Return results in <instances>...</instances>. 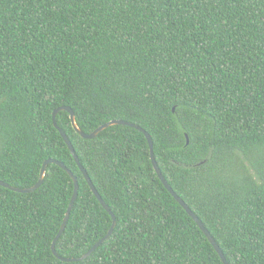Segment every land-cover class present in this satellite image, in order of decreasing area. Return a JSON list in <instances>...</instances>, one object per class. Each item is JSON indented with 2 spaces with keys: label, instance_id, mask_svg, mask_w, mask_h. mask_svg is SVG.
Segmentation results:
<instances>
[{
  "label": "trees",
  "instance_id": "obj_1",
  "mask_svg": "<svg viewBox=\"0 0 264 264\" xmlns=\"http://www.w3.org/2000/svg\"><path fill=\"white\" fill-rule=\"evenodd\" d=\"M63 106L86 134L145 129L229 264H264V0H0V181L64 163L79 194L56 250L79 258L113 218L54 126ZM57 124L114 232L86 260L53 254L75 184L49 164L32 193L0 186V264H224L142 132Z\"/></svg>",
  "mask_w": 264,
  "mask_h": 264
},
{
  "label": "water",
  "instance_id": "obj_2",
  "mask_svg": "<svg viewBox=\"0 0 264 264\" xmlns=\"http://www.w3.org/2000/svg\"><path fill=\"white\" fill-rule=\"evenodd\" d=\"M61 111H66V112H68L70 114L71 121H72V124H73L75 130L78 132V134H80L85 139H95V138L98 137V135L101 132H103L104 130H106V129L112 127V126H116V125L129 126V127L135 128V129L139 130L140 132H142L147 137V139H148V142H149V145H150V150H151V155H152V162H153L154 168H155V170H156V172H157V174L159 176V179L164 184L165 188L170 192V194L175 198V200L186 210V212L193 218V220L196 222V224L199 226V228L203 231V233L206 235V237L209 240V242L212 244V246L215 248V250L217 251V253L221 257L223 263L224 264H229V262L227 261V258L225 257V254L223 253L222 249L220 248V246L218 245V243L216 242V240L214 239V237L211 235V233L209 232V230H207V228L205 227V225L203 224V222L190 209V207L185 203V201L181 197H179L177 195V193L173 190V188L170 186V184L168 183V181L164 177V175L161 172V169L159 168V165H158V163L156 161V158L154 156V143H153V139H152L151 135L145 129H143V128L135 125V124L129 123V122H125V121H122V120H114V121L108 122V123L100 126L98 129H96L91 134H86V133H84L79 128V126L77 124V121H76V115H75L74 111L70 107H67V106L60 107V108H58L57 110L54 111V113H53L54 126L59 130V132L61 133L63 139L66 142V144L70 148L73 156L76 159V162L80 166V168H81V170H82V172H83V174H84L87 182L89 183L92 191L94 192L95 196L98 198V200L100 201V203L102 204V206L112 216V218H113V226L110 229V231L108 232V234L103 239H101L98 243H96L91 248V250H89L86 254H84L83 256H81L79 258H63V257H60L58 255L57 250H56L57 242H58V240L60 239V237L63 235V233L66 230V227H67L68 221L70 219V215H71L72 209L74 207V204H75V202H76V200L78 198V194H79V182H78L77 177L62 162L56 161L54 159L47 160L43 164V168H42L41 175H40V179H39L38 183L35 186H32L30 188H18V187L11 186V185L3 182V181H0V186H2V187H5L7 189H10V190H12L14 192H18V193H21V194H27V193H32V192L36 191L37 189H39L42 186V184L44 183V180H45V176H46V172H47V167H48L49 164H57V165H59L66 172H68V174L71 176V178L73 179L74 184H75L74 195H73V198H72L71 203L69 205V208H68V211L66 213V217H65L64 222L62 224V227H61L59 233L57 234L56 238L54 239V241L52 243V246H51L53 254L58 259H60L63 262H67V263H70V262H80V261H83V260L88 259L89 257H91L96 252V250L101 245H103L112 236V234L114 232V229H115V226H116V217H115L114 213L109 208V206L106 204V202L103 200V198L99 194L98 190L94 186V184H93L90 176L88 175L87 171L82 166V164H81V162L79 160V157H78V155H77V153L75 151V148H74L73 144L71 143L68 135L61 128H59V126L57 124V115ZM188 143H189V139H188Z\"/></svg>",
  "mask_w": 264,
  "mask_h": 264
}]
</instances>
